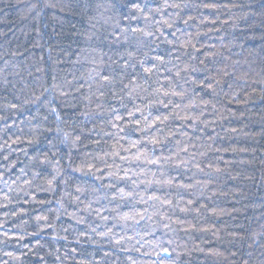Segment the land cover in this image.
Wrapping results in <instances>:
<instances>
[{
  "label": "trees",
  "instance_id": "obj_1",
  "mask_svg": "<svg viewBox=\"0 0 264 264\" xmlns=\"http://www.w3.org/2000/svg\"><path fill=\"white\" fill-rule=\"evenodd\" d=\"M262 4L0 0V264H264Z\"/></svg>",
  "mask_w": 264,
  "mask_h": 264
},
{
  "label": "snow or ice",
  "instance_id": "obj_2",
  "mask_svg": "<svg viewBox=\"0 0 264 264\" xmlns=\"http://www.w3.org/2000/svg\"><path fill=\"white\" fill-rule=\"evenodd\" d=\"M103 5H98V7H102ZM38 6L37 5H32V8L35 9L37 8ZM135 7L137 8V10H141L142 9H139V6L138 5H135ZM168 7H174V8H181V5L180 4H170L168 5ZM203 7L205 8H214L215 5L213 4H204ZM262 8H264V4L261 5ZM252 15H255V13H252ZM261 15H264V12L261 13ZM192 17L189 16L187 19H184V24H188L189 20L191 19ZM244 19H247V16L243 17ZM169 28L172 27L171 24H169L167 21L164 22ZM169 43H171V41H169ZM180 47H184L183 44L180 45ZM191 47L193 48H196L195 45H191ZM159 59V58H158ZM201 63H203V61H201ZM183 71H187V69H182ZM197 69L193 68L192 71H196ZM144 71L146 73H150L151 72V69L150 68H145ZM169 71H171L169 69ZM179 72H176L175 75L176 76H179ZM228 73L226 72V70L224 69H218L217 70V75H214V76H206L205 79L208 80L209 82L207 84H204L202 85L203 88L205 89H210V90H213L214 91V88H213V82H215V84H219L221 82V79L223 78V76L227 75ZM105 80H108V77L105 76L104 77ZM169 93L168 92H165L164 95H168ZM171 94L173 96H180L181 99L183 98V93L182 92H178V91H175L173 90L171 92ZM40 100V97L37 96L35 98V101H39ZM233 100H235V97H233ZM35 101H30V102H35ZM161 104H163L164 107H168V104L165 103L164 101H160ZM207 103V102H206ZM11 107L15 108L16 105H11ZM174 107H179V105H174ZM213 107H215L213 105ZM50 111L56 116V118L59 120L60 119V115L59 113L57 112L56 108H50ZM133 115V113L129 112L128 113V116L131 117ZM122 117H119L117 116L116 119H121ZM184 119H191V117H183ZM156 120H159L161 124H163L165 121H167L168 119V116L167 115H163V116H157L155 118ZM115 126V125H114ZM136 128L137 130H139V124L137 123L136 125ZM55 131H60L58 128L55 129ZM65 139H67V134H65ZM76 140H79V137H76L75 138ZM33 141H29V143H32ZM164 141L156 138V137H150L149 140H148V143H150L151 145H153V148H155V146L163 143ZM183 151L187 152V148H183L182 149ZM47 159V156L45 155V160ZM152 163H157V161L153 160L151 161ZM56 165L57 167L54 168L53 170V174H50V178L47 179V184H48V188L46 189L47 191H55V188H54V182L56 181V179L61 175V171H60V167H59V161L57 160L56 161ZM71 166V165H70ZM73 171H79V172H82L83 174L87 175V174H92V175H95V173H92V169H91V166H80V167H76L73 169ZM97 179H99V177H96ZM81 191V188L80 187H77L76 188V192H80ZM57 203H59V201H57ZM38 221L39 220H45L47 221V217L46 216H38L36 218ZM117 243H119V241H116ZM163 252L167 255H171V253L169 252V250L167 248H164L163 249ZM59 258V257H57Z\"/></svg>",
  "mask_w": 264,
  "mask_h": 264
}]
</instances>
